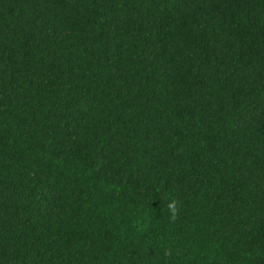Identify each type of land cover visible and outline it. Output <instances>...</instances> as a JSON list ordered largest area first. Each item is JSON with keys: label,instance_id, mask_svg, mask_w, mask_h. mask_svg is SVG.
<instances>
[{"label": "trees", "instance_id": "trees-1", "mask_svg": "<svg viewBox=\"0 0 264 264\" xmlns=\"http://www.w3.org/2000/svg\"><path fill=\"white\" fill-rule=\"evenodd\" d=\"M0 264H264V0H0Z\"/></svg>", "mask_w": 264, "mask_h": 264}, {"label": "clouds", "instance_id": "clouds-1", "mask_svg": "<svg viewBox=\"0 0 264 264\" xmlns=\"http://www.w3.org/2000/svg\"><path fill=\"white\" fill-rule=\"evenodd\" d=\"M170 208L173 209V211H175L174 205H169Z\"/></svg>", "mask_w": 264, "mask_h": 264}]
</instances>
